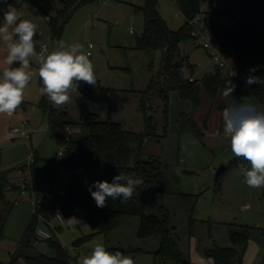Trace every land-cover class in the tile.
<instances>
[{"label": "rangeland", "instance_id": "obj_1", "mask_svg": "<svg viewBox=\"0 0 264 264\" xmlns=\"http://www.w3.org/2000/svg\"><path fill=\"white\" fill-rule=\"evenodd\" d=\"M70 1L7 0V4L0 3V8L4 9L11 4L24 14V18L38 25L37 35L39 32L43 35L35 37L37 51L43 43L52 51L61 39L67 43L84 44L85 52L88 44L94 46L90 60L102 89L95 91L93 98L84 104L79 88V94L72 93L67 104L61 107L49 104L66 111L69 120L77 124L83 123L89 114H97L101 121L118 122L123 129L144 135L141 157L144 160L154 157L165 166L168 188L165 193L155 192L147 197L143 214L167 221L185 260L195 264H216L212 252L234 247L240 252L241 259L235 258L230 264H264V189H250L243 183L240 168L248 165L232 156L222 119L227 105L255 104L240 89L245 83L249 56L238 54L228 58L229 66L238 77L234 82L240 102L225 98L223 91L211 98L201 86L200 104L194 108L176 90L168 89L166 106L160 98L147 103L152 111L154 130L146 133L145 116L140 110L141 96L151 80L158 78L163 58L160 50L147 53L137 49V41L145 27L143 8L146 0H73L72 11L61 34L54 37L50 20H55L58 12ZM155 4L170 30L177 31L183 26V16L174 0H155ZM201 10L215 14V19L222 16L218 23L224 30L235 20L246 25H259L252 12L238 0H210L202 4ZM216 29L213 39L216 38ZM196 43L200 40L183 39L173 57L174 63L185 57L186 62L180 71L185 81H199L215 71L209 52L195 46ZM4 55V45L0 44V59ZM33 66H37L35 61ZM221 75L227 77V70L222 69ZM41 86L39 78L34 77L25 90L20 108L11 116L0 114V175L6 174V181L0 182L4 184V199L0 197V264L9 263L12 254L19 250V240L32 218L35 200L38 199L39 203L43 197L59 194L74 179L86 189L95 181H108L103 169L76 173L61 169L51 173L52 162L61 158L58 156L61 145L49 130L47 113L39 105ZM181 113L193 117L203 134L202 139L191 132L180 131L177 120ZM22 120L29 122L33 133L29 137L9 139L8 131L20 127ZM66 130L71 132V138L85 133L80 125L69 126ZM30 160H34L33 165ZM221 166L227 170L217 182L215 174ZM30 185L31 188L26 190ZM48 207L45 214L51 216ZM76 217L81 222L74 228L57 223L48 227L44 223V214L38 216L36 224L52 233L69 256L76 259L75 264L101 240L109 251L131 255L136 264H175L156 258L160 248L158 238L139 237L138 216H122L108 233L92 232L84 208L79 209ZM246 231L248 240L244 247L232 242L234 233ZM34 252L52 255L43 245L36 247Z\"/></svg>", "mask_w": 264, "mask_h": 264}, {"label": "trees", "instance_id": "obj_2", "mask_svg": "<svg viewBox=\"0 0 264 264\" xmlns=\"http://www.w3.org/2000/svg\"><path fill=\"white\" fill-rule=\"evenodd\" d=\"M71 1L58 12L55 20H50L49 24L54 37H59L68 14L72 11ZM209 1L174 0V3L184 17L192 18L200 13L205 15L208 28H217L215 42L221 46L227 58L238 54L249 56L250 61L245 71V78L249 75L264 77V28L262 27L264 25V0H240L243 7L252 12V16L259 22V25H246L235 20L232 26L225 30L219 26L215 14L201 10L202 4ZM143 11L145 14V27L142 36L137 41V49L147 53L155 50L163 52L158 78L151 80L148 88L142 93L140 101V110L145 116L146 133H151L154 130V125L151 108L147 106L148 102L154 98H160L166 106L168 99L166 92L171 89L176 90L182 99L190 101L193 107L196 108L200 104L201 86L211 98H215L219 91H224L226 80L231 78L228 76L223 77L221 70L215 68L214 72L204 75L199 81L183 80L180 71L186 62L185 57L175 63L172 61L179 43L183 39L190 38L187 30L184 27L177 31L170 30L158 14L155 0H146ZM254 67L257 71L251 73L250 69ZM161 77L162 80H160ZM79 89L84 104L93 98L92 95L95 91L102 88L97 81L94 86L81 83ZM240 89L245 91L257 106L264 107V85H246L244 83ZM229 98L240 102L238 90L235 89ZM39 105L47 113L48 128L52 135L59 144L65 143L62 157L55 159L51 164L52 174L61 169H69L74 173L79 170L91 172L94 169H103V174L108 178V182H111L115 175L123 173L133 178L142 179L143 184L136 189L130 200L121 202L120 199H109L104 208H98L91 194L81 183L77 182L76 179L68 182L65 196L56 194L52 197L40 199L19 240V250L12 254V258L7 264L76 263V259L70 257L66 249L54 238L46 244L52 255H42L34 252L33 242L37 228V218L38 215H46L45 208L47 206L52 210H60L65 217H76L79 209L84 208L93 233L112 231L122 216H138L140 217L139 237L142 239L158 238L160 241V248L155 254L156 258L160 261L175 264H195L183 258L173 236V231L168 228L166 220H159L155 216H145L143 214L147 197L155 192L165 193L168 188L165 166L154 157H149L146 160L141 157V145L144 135L125 130L118 122L101 121L97 114H89L83 123H74L69 120L66 111L53 108L45 96H42ZM177 121L181 132H191L198 139L203 138V134L190 114L181 113ZM76 125H80L85 132L84 135L70 137L66 141V128ZM221 175L217 178V182L221 179ZM5 181L6 174L2 173L0 182ZM3 187L4 184H0V197L2 199H4ZM0 237H2L1 232ZM247 240V231L236 232L232 235V242L238 243L242 247L246 245ZM211 257L216 264H230L235 258L240 260V252L234 247L221 248L212 252Z\"/></svg>", "mask_w": 264, "mask_h": 264}, {"label": "clouds", "instance_id": "obj_3", "mask_svg": "<svg viewBox=\"0 0 264 264\" xmlns=\"http://www.w3.org/2000/svg\"><path fill=\"white\" fill-rule=\"evenodd\" d=\"M7 4V0H0ZM0 44L4 45L5 55L0 59V114L11 116L22 105L25 90L34 77L41 83L40 94L47 97L56 107L67 104L72 93H78L81 83L94 86L97 82L94 64L80 42H56L54 50L41 46L37 51L35 37L38 25L24 18V14L11 4L0 8ZM91 47V45H89ZM36 62V67L33 66ZM254 67L251 73L256 72ZM234 72L232 76H235ZM246 85H264V77L249 75ZM237 85L228 79L223 96H232ZM223 132L229 139L231 154L245 161L240 175L250 189H264V107L255 104L227 105L223 109ZM143 184L140 178L119 173L111 182L95 181L89 192L98 208H104L107 201L130 200L136 189ZM95 189L94 191L92 189ZM56 217L62 224L74 228L81 220L75 216L65 219L60 213ZM78 264H136L131 255L121 251H109L103 241L95 243L90 252L80 257Z\"/></svg>", "mask_w": 264, "mask_h": 264}, {"label": "built area", "instance_id": "obj_4", "mask_svg": "<svg viewBox=\"0 0 264 264\" xmlns=\"http://www.w3.org/2000/svg\"><path fill=\"white\" fill-rule=\"evenodd\" d=\"M183 16V15H182ZM91 17V16H90ZM222 16H218L217 20L221 21ZM48 21L49 19L46 18ZM185 30H187L189 36L193 40H200V43H196L195 46H201L204 48L207 52H209L210 59L216 69L222 70L226 69L227 70V76L233 79L234 81H238V77L232 76L234 73V70L229 66L228 64V58L226 55L223 53L221 46L215 42V39H213L212 35L214 33V29H209L208 26L206 25L205 22V15L200 13L195 15L192 18H187L183 16V26ZM43 33L39 32L38 37L42 36ZM91 45V47H89ZM41 46H45L48 48L47 44L43 43L42 45L39 46L38 51L40 50ZM94 48L92 44L87 45V50L86 52L89 53V58L92 56L91 50ZM235 78V79H234ZM34 130L31 129V125L29 124L28 121L22 120L20 123V127L16 128H11L8 131L7 137L9 139H18L22 137H29ZM71 137V132L66 130V141ZM65 141V142H66ZM61 145V150L58 152V156L62 157L65 149V143L60 144ZM30 165H33L34 160L29 161ZM31 185L29 188L26 190L30 189ZM89 192V188L87 189ZM25 190H23L20 194H24ZM90 193V192H89ZM67 194L66 190H62L59 192L58 195L60 196H65ZM34 211L35 208L38 204V199L35 200L34 202ZM47 210H50L52 213L51 216H46L44 215V223L49 227L51 223H57L59 226H63L60 222V220L57 219L56 214L60 213L64 218V214L60 210H52L50 207L47 208ZM39 216V215H38ZM34 242H33V247L36 248L39 245L46 246L47 242L50 241L53 238L52 233L43 228H36L35 230V235H34Z\"/></svg>", "mask_w": 264, "mask_h": 264}, {"label": "water", "instance_id": "obj_5", "mask_svg": "<svg viewBox=\"0 0 264 264\" xmlns=\"http://www.w3.org/2000/svg\"><path fill=\"white\" fill-rule=\"evenodd\" d=\"M238 2H241L240 0H238ZM226 170V167L224 166H221L220 168H218V170L216 171V174H215V179L217 180V178L223 173L225 172Z\"/></svg>", "mask_w": 264, "mask_h": 264}, {"label": "crops", "instance_id": "obj_6", "mask_svg": "<svg viewBox=\"0 0 264 264\" xmlns=\"http://www.w3.org/2000/svg\"><path fill=\"white\" fill-rule=\"evenodd\" d=\"M39 49V48H38ZM86 49H87V47H86ZM33 169V168H32ZM240 259H241V256H240Z\"/></svg>", "mask_w": 264, "mask_h": 264}]
</instances>
